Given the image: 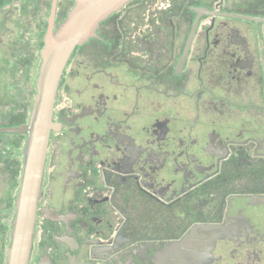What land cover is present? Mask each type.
Instances as JSON below:
<instances>
[{"label":"flooded vegetation","instance_id":"1","mask_svg":"<svg viewBox=\"0 0 264 264\" xmlns=\"http://www.w3.org/2000/svg\"><path fill=\"white\" fill-rule=\"evenodd\" d=\"M53 1L0 0V264H264V0H131L77 46L20 242Z\"/></svg>","mask_w":264,"mask_h":264},{"label":"water","instance_id":"2","mask_svg":"<svg viewBox=\"0 0 264 264\" xmlns=\"http://www.w3.org/2000/svg\"><path fill=\"white\" fill-rule=\"evenodd\" d=\"M131 0H74V5L65 20L54 31L57 0L53 1L49 17V28L43 48L42 73L39 80L40 94L36 110L35 129L32 132L28 171L23 194L22 220L18 239L23 241L28 232L29 206L38 193L43 172L44 155L48 139V117L55 100L57 86L73 50L97 35L100 24ZM34 212V210H33ZM31 230V228H30ZM22 249L16 252L12 264H27Z\"/></svg>","mask_w":264,"mask_h":264}]
</instances>
